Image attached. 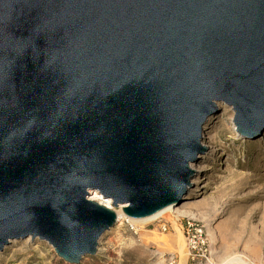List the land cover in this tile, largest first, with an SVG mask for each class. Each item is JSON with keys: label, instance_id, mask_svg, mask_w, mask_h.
<instances>
[{"label": "water", "instance_id": "water-1", "mask_svg": "<svg viewBox=\"0 0 264 264\" xmlns=\"http://www.w3.org/2000/svg\"><path fill=\"white\" fill-rule=\"evenodd\" d=\"M223 106L264 133V0H0V252L178 207Z\"/></svg>", "mask_w": 264, "mask_h": 264}, {"label": "rangeland", "instance_id": "rangeland-1", "mask_svg": "<svg viewBox=\"0 0 264 264\" xmlns=\"http://www.w3.org/2000/svg\"><path fill=\"white\" fill-rule=\"evenodd\" d=\"M233 117L223 106L203 127L205 153L189 165L193 175L183 198L188 201L153 221L120 219L102 235L96 254L78 264H224L216 234L220 226L234 219V240L241 237L239 225L264 233V133L240 137ZM187 223L202 233L204 245L196 251L187 240ZM0 264L67 263L47 243L27 239L5 246Z\"/></svg>", "mask_w": 264, "mask_h": 264}, {"label": "bare ground", "instance_id": "bare-ground-1", "mask_svg": "<svg viewBox=\"0 0 264 264\" xmlns=\"http://www.w3.org/2000/svg\"><path fill=\"white\" fill-rule=\"evenodd\" d=\"M92 194L93 196L90 200L111 208L109 201H103L97 193ZM121 209L122 207H118L115 210L113 209L116 212L118 222H120V219L125 217L123 216ZM169 211H173V208H166L158 214L141 221L156 220L159 217L167 216ZM130 221L136 220L130 219ZM236 225L237 224L234 219H231L218 228L216 234L221 237V240L219 241L221 260L224 264H264V233L260 232V234L258 233L257 235L255 230L247 229L246 226L239 225V236L241 237L234 240L232 232ZM239 248H242V250L239 251ZM99 251L100 249H98V252Z\"/></svg>", "mask_w": 264, "mask_h": 264}, {"label": "built area", "instance_id": "built-area-1", "mask_svg": "<svg viewBox=\"0 0 264 264\" xmlns=\"http://www.w3.org/2000/svg\"><path fill=\"white\" fill-rule=\"evenodd\" d=\"M186 236L192 251H196L198 248H201L204 245L201 230L197 229V227L191 223H187Z\"/></svg>", "mask_w": 264, "mask_h": 264}]
</instances>
